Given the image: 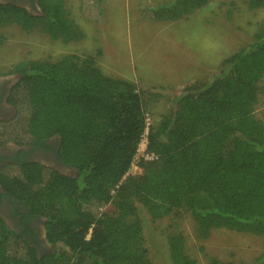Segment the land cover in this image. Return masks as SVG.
Segmentation results:
<instances>
[{
    "label": "trees",
    "instance_id": "obj_1",
    "mask_svg": "<svg viewBox=\"0 0 264 264\" xmlns=\"http://www.w3.org/2000/svg\"><path fill=\"white\" fill-rule=\"evenodd\" d=\"M179 1H147L137 10L160 20L168 12L173 16ZM208 1L186 3L199 7ZM244 1L249 9L264 6V0ZM79 2L83 14L93 12L92 0ZM40 7L42 16H30L0 5V25L15 21L29 29L42 19L51 37L69 33L64 0H40ZM3 39L0 33V44ZM216 70L185 84L169 110L149 125L146 152L153 158H140L135 175L129 170L151 109L146 90L104 73L95 55L12 66L20 74L9 96L15 116L0 122L1 131L35 144L58 135L61 160L77 174L25 164L4 178L28 212L45 220L51 248L39 255L0 218V264H151L139 207L151 221L184 211L200 233L225 228L263 235L264 121L254 109L264 106V21L252 42L222 59ZM108 204L111 209L103 210ZM162 233L171 264L196 263L177 224ZM259 263L264 254L254 258Z\"/></svg>",
    "mask_w": 264,
    "mask_h": 264
},
{
    "label": "rangeland",
    "instance_id": "obj_2",
    "mask_svg": "<svg viewBox=\"0 0 264 264\" xmlns=\"http://www.w3.org/2000/svg\"><path fill=\"white\" fill-rule=\"evenodd\" d=\"M79 1L64 0L71 21L68 34L51 37L42 19H35L29 29L15 21L0 25L4 36L0 75L24 61L95 55L104 73L127 79L149 93L151 124L169 110L171 98L191 76L194 81L216 73L222 59L252 42L264 21V6L249 9L244 0H210L199 7L180 0L177 12L164 14L160 21L143 18L138 6L147 1L172 5L176 0H92L93 12L88 16ZM254 115L264 121L262 103L255 106ZM138 149L129 170L135 175L141 172L139 160L145 153L142 144ZM110 209V204L103 208ZM139 214L151 264H171L162 231L174 223L181 228L185 250L195 264H253L254 258L264 254V234L225 228L200 233L184 211L154 221L140 207Z\"/></svg>",
    "mask_w": 264,
    "mask_h": 264
},
{
    "label": "flooded vegetation",
    "instance_id": "obj_3",
    "mask_svg": "<svg viewBox=\"0 0 264 264\" xmlns=\"http://www.w3.org/2000/svg\"><path fill=\"white\" fill-rule=\"evenodd\" d=\"M0 5H10L24 9L30 16H42L40 0H0ZM20 74L11 68L0 75V122L15 116V106L9 100L11 88L19 80ZM10 130L0 128V218L16 233L35 245L39 254L47 252L51 245L44 232L45 220L34 217L12 187L4 178L15 176L25 164H39L47 171H57L75 176L76 170L66 165L59 155L61 139L51 135L41 142H17Z\"/></svg>",
    "mask_w": 264,
    "mask_h": 264
},
{
    "label": "built area",
    "instance_id": "obj_4",
    "mask_svg": "<svg viewBox=\"0 0 264 264\" xmlns=\"http://www.w3.org/2000/svg\"><path fill=\"white\" fill-rule=\"evenodd\" d=\"M150 124H151V120H150V118H149V115H147L146 118H145V129H144V133H143L142 138H141V140H140V142H139V144H138V147H139V145H141V144L144 146V152H145V153L142 154V158H144L145 160H149V159H152V158H153L152 154L146 152V142H147L146 133H147V130H148V127H149ZM138 150H139V149L137 148V152H138ZM136 158H137V153H136V155L134 156L131 165H133V164L136 163V160H135Z\"/></svg>",
    "mask_w": 264,
    "mask_h": 264
},
{
    "label": "crops",
    "instance_id": "obj_5",
    "mask_svg": "<svg viewBox=\"0 0 264 264\" xmlns=\"http://www.w3.org/2000/svg\"><path fill=\"white\" fill-rule=\"evenodd\" d=\"M154 3H156V2H154ZM160 4H161V3H160ZM164 18H165V17H164ZM186 18H187V17L185 16L184 19H186ZM149 20H151V19H149ZM151 21H152V20H151ZM154 21H158V20H154ZM159 21H160V20H159ZM169 22H175V21L170 20ZM169 22H168V23H169ZM190 78H191V81H192L193 76H191ZM191 81H189V82L187 81V82L190 83ZM194 81H195V80H194ZM158 86H161V85H158Z\"/></svg>",
    "mask_w": 264,
    "mask_h": 264
},
{
    "label": "water",
    "instance_id": "obj_6",
    "mask_svg": "<svg viewBox=\"0 0 264 264\" xmlns=\"http://www.w3.org/2000/svg\"><path fill=\"white\" fill-rule=\"evenodd\" d=\"M39 255H41V254H39Z\"/></svg>",
    "mask_w": 264,
    "mask_h": 264
}]
</instances>
